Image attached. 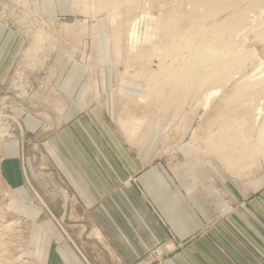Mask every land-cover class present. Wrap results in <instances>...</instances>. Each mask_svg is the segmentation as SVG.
I'll return each instance as SVG.
<instances>
[{"label":"rangeland","instance_id":"374dc122","mask_svg":"<svg viewBox=\"0 0 264 264\" xmlns=\"http://www.w3.org/2000/svg\"><path fill=\"white\" fill-rule=\"evenodd\" d=\"M0 27L17 44L11 71L0 83V264H48L45 251L54 249L43 222L49 215L32 211L39 205L35 198L30 203L14 195L3 181L2 163L7 140L19 143L20 157L39 154L40 137H29L23 120L32 115L45 121L43 113L50 116L48 125L62 126L63 119L57 123L52 115L55 107L85 118L99 139L121 142L135 158L133 141L156 137L145 167L164 169L175 186V168L185 156L205 172L220 167L225 212L184 240L167 231L131 264H173L199 238L211 240L231 264H262L231 220L249 216L255 192L264 196V184L255 192L246 188L251 180H264V0H115L113 7L99 0H0ZM207 41L216 42L217 57L231 63L228 69L210 79L168 77V69L184 71ZM228 44L233 48L221 49ZM57 77L67 79L55 85ZM211 90L219 92L205 108ZM257 108L263 109L260 116ZM92 112L104 119L107 131L91 125ZM155 126L159 133L151 132ZM128 182L140 192L135 177ZM145 203L164 226L154 206Z\"/></svg>","mask_w":264,"mask_h":264},{"label":"crops","instance_id":"0c3cea01","mask_svg":"<svg viewBox=\"0 0 264 264\" xmlns=\"http://www.w3.org/2000/svg\"><path fill=\"white\" fill-rule=\"evenodd\" d=\"M16 50L13 33L0 27V83L11 71ZM65 79L57 77L54 83L63 84ZM61 111L55 107L52 115L57 123L63 119L62 126L52 121L48 125L50 116L43 113L40 117L45 121L32 115L23 120L29 137H40L43 148L37 156L24 152L20 157L16 140H7L3 147L4 183L24 202L35 198L39 205L32 203L31 208L37 216L46 213L50 217L43 221L50 231L48 243L54 246L45 251L48 264H131L165 239L167 231L184 240L225 212L220 188L224 179L216 164L205 172L195 158L183 157L175 168V186L164 169L145 167L158 144L156 137L135 138L132 147L139 150L135 158L121 142L99 139L85 118ZM93 114L89 116L91 125L97 122L106 130L104 119ZM48 128L44 138L42 132ZM151 132L159 133V128L155 126ZM128 177L136 178L140 192L129 184ZM249 184L246 188L255 192L264 180L258 177ZM255 194L250 197L249 216L242 221L232 217L231 223L264 264V196ZM146 199L164 226L147 207ZM256 215L263 220H256ZM245 223V227L240 225ZM244 229L247 231H241ZM218 249L211 240L199 238L177 253L173 264H231Z\"/></svg>","mask_w":264,"mask_h":264},{"label":"bare ground","instance_id":"6f19581e","mask_svg":"<svg viewBox=\"0 0 264 264\" xmlns=\"http://www.w3.org/2000/svg\"><path fill=\"white\" fill-rule=\"evenodd\" d=\"M133 1V0H132ZM100 4L105 6V7H113L115 0H99ZM216 37V36H215ZM232 39V38H231ZM211 41V40H210ZM217 41V39H216ZM229 41V40H228ZM231 41V40H230ZM229 41V42H230ZM227 42V43H229ZM216 43V42H214ZM214 43H210V42H204L202 43L195 51V53L192 55V58L190 61H186L185 64V70L182 71L180 74L177 71H174V69H168L166 71L168 77H178L180 75H188V78H203V79H210L213 77L218 76L219 74H221L223 72V70L228 69L227 67L229 65H231V63H227V62H223L222 60H220L217 57V52H218V48L214 47ZM232 43V42H231ZM214 44V45H213ZM217 45V44H216ZM233 48L232 44H228L227 47H221V49H226V48ZM218 55H220L218 53ZM221 56V55H220ZM222 59V57H221ZM229 62V61H228ZM232 67V66H231ZM201 76V77H200ZM210 77V78H208ZM218 90H211L207 93L205 99H204V107H208V105L210 104V101L212 100L213 97H215L218 94ZM263 109L261 108H257V113L260 116V113L262 112ZM257 117V116H256ZM258 118V117H257ZM255 118V119H257ZM122 121V120H121ZM15 122H17L18 127L20 128V123L15 119ZM123 123V122H122ZM137 124V123H136ZM122 125V124H121ZM124 125V124H123ZM21 129V128H20ZM1 130V129H0ZM6 130V129H5ZM23 130V129H22ZM21 132V130H19ZM8 133V132H7ZM261 135V132H259ZM2 132H0V139L2 137ZM11 135V134H10ZM258 135V134H257ZM261 137L264 140V126L262 129V135ZM21 138H23V132H21ZM260 138V137H258ZM262 140H260L261 142ZM263 142H261L260 144H262ZM259 144V142H258ZM261 145H258L259 149H262L264 146L262 144V148L260 147ZM257 148V146L255 147ZM259 149H256L257 151ZM263 151V149H262ZM262 151H260L262 153ZM259 152V153H260ZM256 154H259L257 152H255ZM255 154V155H256ZM264 155V154H263ZM262 156V155H261ZM31 188V187H30ZM36 194V193H35ZM36 197H38V195L36 194ZM38 199L40 200V198L38 197ZM41 201V200H40Z\"/></svg>","mask_w":264,"mask_h":264}]
</instances>
